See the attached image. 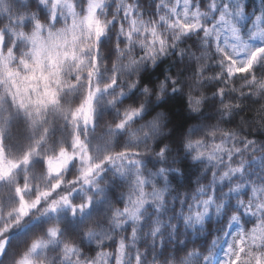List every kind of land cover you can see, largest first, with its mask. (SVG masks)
Listing matches in <instances>:
<instances>
[{
    "label": "clouds",
    "instance_id": "obj_1",
    "mask_svg": "<svg viewBox=\"0 0 264 264\" xmlns=\"http://www.w3.org/2000/svg\"><path fill=\"white\" fill-rule=\"evenodd\" d=\"M0 264H264V0H0Z\"/></svg>",
    "mask_w": 264,
    "mask_h": 264
}]
</instances>
